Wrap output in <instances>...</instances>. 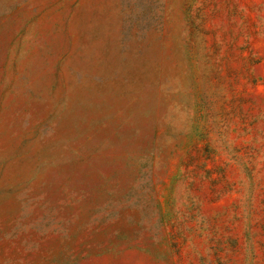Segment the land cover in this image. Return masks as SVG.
<instances>
[{
  "label": "rangeland",
  "instance_id": "374dc122",
  "mask_svg": "<svg viewBox=\"0 0 264 264\" xmlns=\"http://www.w3.org/2000/svg\"><path fill=\"white\" fill-rule=\"evenodd\" d=\"M0 264H264V0H0Z\"/></svg>",
  "mask_w": 264,
  "mask_h": 264
}]
</instances>
